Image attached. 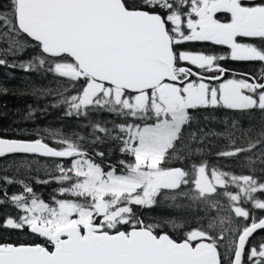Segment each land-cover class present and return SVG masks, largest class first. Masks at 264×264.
Listing matches in <instances>:
<instances>
[{"label": "snow or ice", "instance_id": "snow-or-ice-1", "mask_svg": "<svg viewBox=\"0 0 264 264\" xmlns=\"http://www.w3.org/2000/svg\"><path fill=\"white\" fill-rule=\"evenodd\" d=\"M193 41L226 45L229 53L187 50ZM0 45V56L39 50L11 67L43 68L72 82L71 92H56L66 115L100 111L124 121L111 128L91 124V140L60 133L53 134L54 143L39 135L0 137V158L68 161L55 166L50 180L38 181L58 183L61 198L49 202L24 180L0 178L23 189L9 196L0 188V204L10 201L21 213L5 216L0 227L44 238L0 240V264H264V239L253 243L254 234L264 232V0H9L6 8L0 5ZM229 58L260 67L226 78L232 70L221 61ZM214 107L260 112V126L232 121L222 132L190 131L194 110ZM216 137L228 147L215 156L244 155L249 174L210 168L207 159L169 166L203 156ZM108 144L131 162L97 163L111 153L96 149ZM177 198L200 202L216 215L206 228H189L177 239L166 229H183L185 222L146 224L136 213Z\"/></svg>", "mask_w": 264, "mask_h": 264}, {"label": "trees", "instance_id": "trees-1", "mask_svg": "<svg viewBox=\"0 0 264 264\" xmlns=\"http://www.w3.org/2000/svg\"><path fill=\"white\" fill-rule=\"evenodd\" d=\"M9 0H0V5L7 7ZM220 15V14H218ZM221 19L225 16L220 15ZM242 42H250L245 38ZM3 47V45H0ZM185 48L190 51H210L219 56L228 55L229 49L225 45H215L211 42H186ZM40 55L38 49L27 47L23 52L16 56H0L8 61L7 65H0V88H7V94H0V137L14 139H35L43 137L46 142L54 143L55 133H60L66 137H72L73 134L83 136L91 140V124L103 123L111 128L114 124L123 123L124 121L115 115L107 112H93L87 117L75 115H66V106L59 104V97L56 92L69 89L73 90L72 82L67 79L58 78L54 73L48 72L43 68L25 69L19 66L11 67L12 64L26 63L34 56ZM225 68L234 67L239 69L237 72H251L250 69H256L259 62H248L240 65L234 60L226 59L221 61ZM259 69V68H258ZM241 78V74H233L228 77ZM82 86L81 82L74 85L75 90H79ZM34 89H51L52 94L42 96L39 93L32 95ZM55 105V106H54ZM32 116L29 117V112ZM194 121L190 131L203 129L205 132H222L231 124L232 121L238 122L247 128L250 125L260 126L262 119L260 112L251 114L230 110L223 107L201 108L194 110ZM134 122V121H128ZM139 122V121H135ZM200 146V145H196ZM227 141L224 138L216 137L211 140V148H206L203 156L193 155L186 159L184 163H178L175 160L169 163V166L189 167L192 163H199L202 159H207L209 167H216L225 172L235 174H249L247 165L245 164V156L241 155L237 158H217L215 153L227 150ZM97 151L110 152L105 159L101 161L97 158V163L104 166L117 165L118 161L125 160L131 162V157L127 154H121L116 150L115 145H101ZM187 151V149H183ZM255 159V157H253ZM63 163L68 165L67 160L45 158L40 156H7L0 158V178L8 176L9 178L31 184L35 192L40 195L46 202L54 195L57 199L61 198L57 189L59 187L56 182L39 183L38 181L50 180V174H56V165ZM107 170V168H106ZM122 171L123 169H118ZM0 188L6 189L9 196L13 193L20 194L23 189L19 183L5 184L0 179ZM229 190H234L229 188ZM174 193H169L173 195ZM4 198L0 196V199ZM264 198V197H262ZM226 203V201H222ZM136 213L146 224L158 223L164 219L175 218L178 221L185 222L183 229H166L170 234L174 233V238L179 239L189 228H206L210 220L215 217L216 213L206 212L204 205L200 202L189 201L184 198L173 200L161 199L159 203L150 207H137ZM21 213L19 210L7 201L0 204V222L5 216L16 217ZM261 214L260 210L256 211V215ZM253 243H258L264 239V232H258L254 235ZM8 240L10 242H36L43 243L44 238L30 233V230L6 229L0 227V240Z\"/></svg>", "mask_w": 264, "mask_h": 264}, {"label": "flooded vegetation", "instance_id": "flooded-vegetation-1", "mask_svg": "<svg viewBox=\"0 0 264 264\" xmlns=\"http://www.w3.org/2000/svg\"><path fill=\"white\" fill-rule=\"evenodd\" d=\"M225 46H226V45H225ZM230 61H232V60L230 59ZM235 62L238 63V64H240V65H243V63H248V61H235ZM259 67H260V64L258 65V67H257L256 69H250L251 72H245V73L256 74L257 71H258V68H259ZM229 69L232 70V75H233V74H244V73L237 72L238 70H236V69H239V70H240L239 67H237V68L230 67ZM226 78H233V77H228V76H227Z\"/></svg>", "mask_w": 264, "mask_h": 264}, {"label": "water", "instance_id": "water-1", "mask_svg": "<svg viewBox=\"0 0 264 264\" xmlns=\"http://www.w3.org/2000/svg\"><path fill=\"white\" fill-rule=\"evenodd\" d=\"M36 156H39V155H36ZM40 157H42V156H40ZM46 158V157H45ZM258 232H260V231H258ZM257 234V233H256ZM36 235V234H35ZM255 235V234H254Z\"/></svg>", "mask_w": 264, "mask_h": 264}]
</instances>
